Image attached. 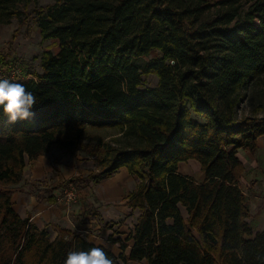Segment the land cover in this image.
I'll return each instance as SVG.
<instances>
[{"label": "trees", "instance_id": "obj_1", "mask_svg": "<svg viewBox=\"0 0 264 264\" xmlns=\"http://www.w3.org/2000/svg\"><path fill=\"white\" fill-rule=\"evenodd\" d=\"M13 17L57 50L43 51L40 71L14 59L21 74L0 73L37 99L32 121L9 123L0 109V264H64L93 247L114 264H264L238 156L264 135V113H240L264 74V0H0V25ZM90 129L109 135L89 145ZM74 147L99 170L65 183H100L122 166L138 179L127 202L140 212L118 253L69 229L52 239L12 206L27 161ZM191 159L202 181L178 171Z\"/></svg>", "mask_w": 264, "mask_h": 264}, {"label": "rangeland", "instance_id": "obj_2", "mask_svg": "<svg viewBox=\"0 0 264 264\" xmlns=\"http://www.w3.org/2000/svg\"><path fill=\"white\" fill-rule=\"evenodd\" d=\"M52 1L53 0H38V6H45L49 3H52ZM32 9L33 4L27 7V12H31ZM25 21L26 22L22 26H18V19L16 17H13L9 23H3L0 25V73H2V75H8V73L11 74L13 69H18V74H21L20 67L19 65H17V62L14 61V59L27 60L29 62V71H40L41 68L39 67L38 63L43 51L51 50L55 52L57 50L55 39H43L40 34V29L38 28L36 23H34L33 20L31 21L30 18H25ZM4 60H9L10 64L13 65L11 66L12 71L11 67L7 68L4 66ZM12 75H17V73H12ZM145 82L146 85L155 86L157 83V77L153 74H150L146 78ZM240 113H255L256 115H261L262 113H264V74L260 77L258 82H256L254 86L250 88L248 97L241 104ZM107 134L109 135V131L107 130L90 129L87 132V137H84V143L90 145L95 142L94 137L106 136ZM108 138L109 137H106L105 140H107ZM45 157L52 163L58 162L60 170L53 169V171L49 175H46L45 178L43 180H40L39 182L36 181L34 185H42V189L45 190H51L60 186L59 193H62L63 195V190L66 186H63V184H60L54 178L58 173L62 174V170H66V178H69L73 175L85 176L99 170L96 156L92 155L91 153L85 152L84 150L80 149V147L69 149L52 148L47 154H45ZM30 162V160L27 161L26 165L23 168L22 179L19 182L23 185L28 184L25 175L27 174L26 171L29 169V165H33V163ZM178 168L180 172L184 173L185 175H190L198 181H202L204 179V175L200 169V164L195 160L191 159L183 161L179 164ZM116 172L119 171L117 170ZM116 172L114 174H116ZM114 174L112 176H114ZM133 177L134 180H130L126 183V185H129L130 189H133L134 185H136L138 182L137 177L134 175ZM105 180L101 181L100 183H94L92 181L81 183V186L79 185V188L75 186V190L77 191L76 196L74 200H70L69 203L71 205L77 204L84 198L85 202H83L81 206L82 208H85L88 213L84 218L80 216V219H82L80 221L87 220L89 219V217H92L91 219H94L96 222L90 225L91 229L89 230V232L96 235V241L104 242L106 245L111 247L115 253H118L120 249L117 239H125L130 226L133 224L137 214H139L140 211L137 208L129 210L130 206L127 202L128 195L123 198L117 197L114 200H104L102 202L100 198H105L103 196V192H105L106 189V185H104ZM11 188L14 190V188H16V185ZM87 201H89L91 205L86 203ZM98 203H100L101 206L104 207L108 206L110 211H115L117 212V214L115 216H109L107 217V219H105L102 216V213L96 210L97 207H100ZM95 204L97 206H95ZM13 205L14 204L12 203V206ZM123 205H128V209L124 210ZM184 215H186V212H184ZM98 224L100 225L99 229L98 227L96 228ZM51 227L53 226H48L50 236L52 233Z\"/></svg>", "mask_w": 264, "mask_h": 264}, {"label": "crops", "instance_id": "obj_3", "mask_svg": "<svg viewBox=\"0 0 264 264\" xmlns=\"http://www.w3.org/2000/svg\"><path fill=\"white\" fill-rule=\"evenodd\" d=\"M263 142L264 135H261L258 137L257 148L254 152H250L249 150L241 148L238 150L239 159L244 165V171L240 178V186L243 194L247 197L246 199L248 201L250 213L247 220L254 228V232L264 230ZM30 161V163H33V165H29V169L26 171L27 174L25 175L28 184L23 185L22 183H19L16 184V188H14V190L12 189L11 201L14 204L13 206L18 214L21 217H29L30 221L39 228L46 227L48 229V226H53L51 227L52 239L57 236L59 232L58 229L64 228L71 231H76L78 234L88 239V241H92L96 244L106 245L102 241H96V235L89 232L91 229L90 225L96 222L94 219H91L92 217H89V219L83 220L81 223H79L80 220H82L80 219V216H82L80 215L81 212L86 211L85 208H82L81 206V204L85 202L84 198L79 203L71 205L69 203L70 200H68L67 197L62 193H59L60 186L51 190H45L42 189V185H34L36 181L39 182L40 180H43L46 175H49L53 169L60 170L58 166L59 163H52L45 157V155H40L36 159H32ZM118 171L119 172H116L114 176H111L105 180L104 185H106V189L105 192H103V196L105 198H100L102 202L104 200H114L117 197H126L137 186L136 184L134 185L133 189H130L129 185H126L128 181L134 180L133 175L128 172L126 167L122 166L118 169ZM61 172L62 174L58 173L54 178L60 184L64 185L63 182L68 178H66L67 172L66 170H62ZM51 196L54 197L53 201L49 199ZM86 203L91 205L89 201ZM98 205H100V207H97L96 210L100 211L105 219H107L109 216H115L117 214L115 211H110L108 206H101L100 203H98ZM95 206L97 205L95 204ZM123 209L127 210L128 205H123ZM129 210H131V208H129ZM85 216H82V218ZM136 218L133 224L130 226L129 231L133 228ZM97 227L99 229L100 225L98 224L96 228ZM126 244L127 251L131 246V241H127Z\"/></svg>", "mask_w": 264, "mask_h": 264}, {"label": "clouds", "instance_id": "obj_4", "mask_svg": "<svg viewBox=\"0 0 264 264\" xmlns=\"http://www.w3.org/2000/svg\"><path fill=\"white\" fill-rule=\"evenodd\" d=\"M36 104L35 95L27 91L24 84L0 79V109L9 123L32 121ZM64 264H114V261L101 247H93L87 251H70Z\"/></svg>", "mask_w": 264, "mask_h": 264}, {"label": "built area", "instance_id": "obj_5", "mask_svg": "<svg viewBox=\"0 0 264 264\" xmlns=\"http://www.w3.org/2000/svg\"><path fill=\"white\" fill-rule=\"evenodd\" d=\"M11 71H12V67H11ZM12 73L18 74L19 70L13 69ZM63 183H64L63 186H66L65 189L63 190L64 196H66L68 200H74L76 193H77V191L75 190L76 187L71 183H68V182L65 183V181Z\"/></svg>", "mask_w": 264, "mask_h": 264}]
</instances>
